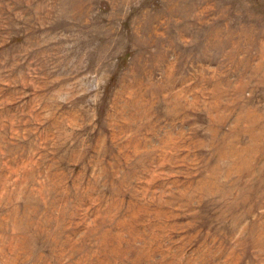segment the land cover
<instances>
[{
	"label": "rangeland",
	"instance_id": "rangeland-1",
	"mask_svg": "<svg viewBox=\"0 0 264 264\" xmlns=\"http://www.w3.org/2000/svg\"><path fill=\"white\" fill-rule=\"evenodd\" d=\"M0 264H264V0H0Z\"/></svg>",
	"mask_w": 264,
	"mask_h": 264
}]
</instances>
